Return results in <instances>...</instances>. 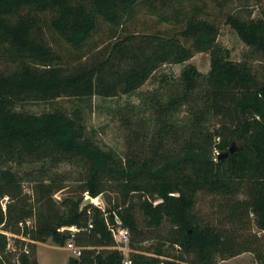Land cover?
<instances>
[{
	"label": "trees",
	"instance_id": "16d2710c",
	"mask_svg": "<svg viewBox=\"0 0 264 264\" xmlns=\"http://www.w3.org/2000/svg\"><path fill=\"white\" fill-rule=\"evenodd\" d=\"M227 1L231 0L223 2ZM207 9V0H0V57L16 65L10 72L0 70V151L80 161L93 197L108 180L144 196L151 222L160 226L166 218L174 227L155 245L144 247L132 209L118 210L134 235L131 264H212L218 250L231 256L255 251L264 261L256 239L223 240L210 225L199 223L194 213L200 190L233 198L245 189L249 199L231 203L230 219L240 220L241 209L246 208L264 228V78L249 64L230 58V50L217 41L219 25L210 20ZM142 14L170 28L130 29ZM225 23L264 56V17L246 19L226 13ZM103 26L115 40L101 51L96 48L92 61L73 69L62 65L60 54L45 38L49 31L81 50ZM199 52L211 55L207 73L186 64L178 77L158 74L163 65L186 63ZM156 76L170 91L164 103L159 102V90L152 93L161 113L156 129L161 145L154 144L149 155L137 144L138 130L131 128L129 149L121 156L85 134L79 113L57 109L38 114L17 108L24 101L134 94ZM150 94L145 93V99L151 100ZM212 118L219 123L210 126ZM167 137L173 141L169 143ZM234 142L239 143L234 153L215 159V149L224 153ZM42 185L50 198L53 183ZM19 187L13 176H3L0 201L6 195L19 200L23 191ZM149 197L162 201L154 205ZM81 203L77 201L68 213L55 212L50 204L39 213L33 206L9 204L5 213L0 203V226H18L35 216V228H27L26 233L40 242L52 238L62 246L68 238L74 239L82 248L77 264H125L121 251L100 249L113 245L114 239L99 208L92 203L81 208ZM89 207L97 209L91 228ZM110 217L114 221L112 213ZM63 225L77 228L65 234L60 230ZM7 246V235L0 231V264H7ZM189 254L194 255L192 261ZM20 264L39 262L23 252Z\"/></svg>",
	"mask_w": 264,
	"mask_h": 264
},
{
	"label": "rangeland",
	"instance_id": "374dc122",
	"mask_svg": "<svg viewBox=\"0 0 264 264\" xmlns=\"http://www.w3.org/2000/svg\"><path fill=\"white\" fill-rule=\"evenodd\" d=\"M207 0L210 20L216 21L220 32L217 41L223 47L230 50V58L235 62L249 64L259 78H264V56L249 46L229 24L225 23V14L234 13L246 19H259L264 17V0ZM130 29L137 31L156 32L168 30L167 24L161 23L156 17L140 15L137 21L131 23ZM45 38L48 44L61 56L62 65L65 68L73 69L82 62H90L95 58L96 48L103 50L115 39L111 36L108 26H103L102 30L94 35L92 40L81 50L72 48L69 43L57 34L46 31ZM86 57L81 59V55ZM186 64H194L201 72L207 73L211 67V55L209 52L196 53L186 63L165 64L160 69V73H168L178 77ZM16 67L15 63L7 58L0 57V70L10 72ZM159 90L161 93L159 102L164 103L170 91L166 82H161L159 76L149 79L134 94H121L114 97H103L95 95L93 98L80 99L77 97H61L53 101H24L18 105L19 110L32 113H44L52 110H63L69 114H80L86 130L85 134L91 137L104 149H112L117 154L125 156L132 139V130H138L140 137L139 147L142 146L144 154H151L152 146L159 143L156 136V129L159 127L157 119H160L159 104L153 92ZM145 93H151V100L145 99ZM185 111H181L179 117H183ZM160 122V120H159ZM219 121L212 118L210 126L218 124ZM132 128V130H131ZM167 141L172 142V137H167ZM236 150L239 143L234 142ZM232 145V144H231ZM219 149L214 150L215 159L220 154ZM10 175L20 184L18 189H22L20 199H12L9 196L1 198L2 210L6 213L9 204L13 206L25 205L33 206L34 212L46 210L50 204L55 212L68 213L75 206L76 202L82 200L80 205L83 208L84 200L91 196L86 186V168L84 164L75 159L66 158L55 159L51 157H34L24 153L8 154L0 151V181L3 176ZM53 183L51 199L46 196V191L42 184ZM197 200L194 205L196 220L203 225H210L218 231L223 240L230 238L234 242L244 240H257L264 256V228L257 223L256 214L246 208L241 209L243 215L240 220L230 219L229 210L232 202L244 203L249 199V194L244 189L233 198L213 194L205 190L197 193ZM93 197V196H91ZM92 204L99 208L100 215L104 218L109 231L111 232L114 244L100 247L106 250H119L125 257L131 250L130 246L121 245L122 236L118 233V228H126L130 233V242L133 240V233L125 224L118 210L132 209L139 228L143 231V246L155 245L160 239L159 236L166 237L174 227L171 222L164 218L162 224L157 226L151 222L144 207L145 197L128 193L119 182L108 180L103 186V191L93 197ZM157 205L162 199L149 197ZM244 206V205H243ZM89 224L93 221L97 209L89 207ZM111 213L114 221L111 220ZM31 226H36V217L32 216ZM88 224V225H89ZM64 228H77L76 225H63ZM61 227V228H62ZM27 229V228H26ZM0 231L7 232L8 246L5 258L7 264H20V255L23 252L37 258L39 264H68L74 257L72 250L67 247L68 242H75L68 238L62 246L49 238L46 242L33 240L30 233H26L20 225H10L8 228L0 226ZM122 247V248H121ZM131 253V252H130ZM76 258V257H75ZM193 254L188 255L192 261ZM251 260L256 264H264L257 258L255 251H246L236 256H231L230 252L221 250L215 251L212 264H246L241 260Z\"/></svg>",
	"mask_w": 264,
	"mask_h": 264
},
{
	"label": "built area",
	"instance_id": "2783aa9c",
	"mask_svg": "<svg viewBox=\"0 0 264 264\" xmlns=\"http://www.w3.org/2000/svg\"><path fill=\"white\" fill-rule=\"evenodd\" d=\"M20 227L23 230H26V228H29V230L35 228V226H31V220L25 219L19 222ZM93 226L92 223L89 224V227L91 228ZM66 228L62 227L60 228L61 231H64ZM76 230V229H75ZM74 230V231H75ZM3 233H5L6 235L8 234L7 232L1 231ZM118 233L122 236V240H121V245H125L130 246V233L129 230L126 228H118ZM33 239V238H32ZM35 240V239H33ZM67 247L72 250L74 257L78 258L81 255V250L82 248L78 245H76L75 242H68ZM122 248V247H121ZM132 251V249L130 250V252ZM130 252L128 253V255H126L123 259V262L125 264H131L132 263V258L130 256Z\"/></svg>",
	"mask_w": 264,
	"mask_h": 264
},
{
	"label": "water",
	"instance_id": "95a60500",
	"mask_svg": "<svg viewBox=\"0 0 264 264\" xmlns=\"http://www.w3.org/2000/svg\"><path fill=\"white\" fill-rule=\"evenodd\" d=\"M235 150H236V146H235V143H233L228 151L219 154V158L218 159H222L223 157H227L230 153H234ZM93 201H94L93 197L87 196L86 200H84V205H87L88 203H92ZM72 232H73V229H70V228H66L64 230L65 234H69V233H72ZM68 264H77V259L75 257L71 258Z\"/></svg>",
	"mask_w": 264,
	"mask_h": 264
},
{
	"label": "crops",
	"instance_id": "0c3cea01",
	"mask_svg": "<svg viewBox=\"0 0 264 264\" xmlns=\"http://www.w3.org/2000/svg\"><path fill=\"white\" fill-rule=\"evenodd\" d=\"M242 262L240 263H246V264H256L255 262H252L251 260H241ZM236 264V263H235Z\"/></svg>",
	"mask_w": 264,
	"mask_h": 264
}]
</instances>
